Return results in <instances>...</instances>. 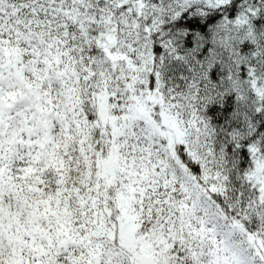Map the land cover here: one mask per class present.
Here are the masks:
<instances>
[{
	"label": "snow or ice",
	"instance_id": "6c2138e0",
	"mask_svg": "<svg viewBox=\"0 0 264 264\" xmlns=\"http://www.w3.org/2000/svg\"><path fill=\"white\" fill-rule=\"evenodd\" d=\"M0 264H264V0H0Z\"/></svg>",
	"mask_w": 264,
	"mask_h": 264
}]
</instances>
